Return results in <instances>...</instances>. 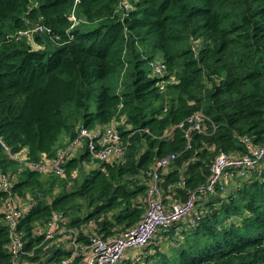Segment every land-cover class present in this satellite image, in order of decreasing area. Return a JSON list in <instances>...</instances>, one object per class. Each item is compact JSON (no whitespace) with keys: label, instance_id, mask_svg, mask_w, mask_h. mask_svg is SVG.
<instances>
[{"label":"trees","instance_id":"1","mask_svg":"<svg viewBox=\"0 0 264 264\" xmlns=\"http://www.w3.org/2000/svg\"><path fill=\"white\" fill-rule=\"evenodd\" d=\"M34 21L50 29L54 48L22 35ZM159 59L176 79L163 89V77L151 73ZM113 74L116 89L105 82ZM198 111L206 116L203 130L189 138L178 123ZM112 119L129 141L121 159L85 170L93 159L84 139L64 176L25 169L12 183L26 248L38 245L33 262L61 264L70 252L50 247L46 256L49 241L39 245L43 236L34 233L55 212L79 231L84 251L69 263L78 264L93 235L119 236L142 220L147 171L159 158L179 154L161 173L169 204L199 192L220 151L242 152L245 136L264 142V0H0V134L10 149L27 148L33 160L54 156L64 135L73 141L82 128ZM257 165L224 191L202 192L187 217L160 227L168 251L151 240L144 248L153 245V253H138L143 263L130 256L118 264H264V173ZM0 170L19 171L1 144ZM7 196L1 190L0 203ZM9 241L0 213V264L12 258Z\"/></svg>","mask_w":264,"mask_h":264},{"label":"built area","instance_id":"2","mask_svg":"<svg viewBox=\"0 0 264 264\" xmlns=\"http://www.w3.org/2000/svg\"><path fill=\"white\" fill-rule=\"evenodd\" d=\"M72 19H76L72 14ZM35 27H28L22 31L24 36H34L37 33L50 32V29L43 23ZM167 64L163 59L151 63V73L163 77L159 82L161 89L167 83L174 82V76H167ZM206 117L202 112L191 115L187 120L178 123L179 127L184 128L186 136L190 138L193 130H203L202 120ZM148 130V129H146ZM157 134L155 136H165L169 133ZM86 140L91 157L94 161H110L121 159L125 154L129 141L124 139L119 129L117 121H111L97 125L90 129L82 128L80 133L73 141L67 142L64 149L59 151L54 157L43 155L41 159L33 160L28 156V152L22 149L13 152L3 140L0 134V144L7 154L19 162V171L15 173L4 172L0 170V191L5 190L8 196L0 203V213L5 224L10 231L9 249L12 258L7 263L1 264H41V260L32 261L35 254V245L32 249L26 248V241L23 232L20 230V221L24 214V209L18 204V199L11 192L12 183L18 179L19 172L25 169H36L46 174H57L64 176L66 174V161L72 156L77 145H82ZM243 151L233 154L220 151L210 167V176L206 183L200 185L199 192L193 191L186 200H179L171 204L165 203L162 192V171L170 167L178 153L159 158L148 169L147 174L150 177V186L146 195V211L142 220L135 226L127 229L119 236L103 238L99 235H93L90 251L85 257L91 255L89 264H118L124 257H127L128 251L133 248L142 249L156 235L158 229L176 219L187 217L192 209L197 205V201L202 199L201 194H208L216 191V188L224 191L228 185L236 178H246L249 171L253 169L260 161L264 159V142L255 143L251 137L242 138ZM188 146H191L190 142ZM177 184L184 185V177L177 180ZM66 220L63 212H55L54 215L45 223H38L34 227V233L43 236L40 244L48 241H64L69 249V254L62 258L61 264H69L82 255L84 248L77 239L78 230L76 228L66 227ZM196 218L193 216L188 223L196 224ZM45 258V257H44Z\"/></svg>","mask_w":264,"mask_h":264},{"label":"rangeland","instance_id":"3","mask_svg":"<svg viewBox=\"0 0 264 264\" xmlns=\"http://www.w3.org/2000/svg\"><path fill=\"white\" fill-rule=\"evenodd\" d=\"M73 13L74 14H76V9H73ZM39 23H38V21H34V22H32L29 26L30 27H36L37 25H38ZM38 37H40V39H41V42H35V45L36 46H38V47H44V48H46V49H52V48H54L56 45H57V43H56V41H55V39H53L52 37H51V35L49 34V33H47V32H42V33H37L36 34ZM36 35H34V36H36ZM34 36H32V37H34ZM117 78H118V76L117 75H115V74H113V75H111L108 79H106L105 80V82H108L114 89H116L117 88V86H118V80H117ZM69 139V138H68ZM67 141H69V140H67ZM67 141H65V142H63V144H61L59 147H58V149H57V153L59 152V151H61L62 149H64L65 147H66V145H67ZM83 143H84V140H83ZM82 146H83V144L82 145H77V147L76 148H82ZM76 151V150H75ZM75 151H74V153H72V156L75 154ZM79 152V150H77L76 151V154ZM83 168L85 169V170H89L90 168H91V166L90 165H86L85 163H84V166H83ZM83 168H81V170L83 169ZM83 172V170L82 171H80L79 170V174H78V176H80V174ZM171 203V202H170ZM163 238V239H162ZM151 244L153 243V244H156V243H158V244H160L161 245V248L162 249H165V250H167L168 251V245L170 244L168 241H166L165 239H164V237L163 236H161V234H156V236L152 239V241L150 242ZM160 245H158V246H160ZM152 247H151V249L148 251L146 248H142V249H140V248H133V249H131V250H129L128 251V253H129V255H132L131 257H133L134 259H137V260H139V261H141L142 263L144 262V260L143 259H141V257H140V255L138 254V253H136L135 251H140L141 252V250H144V251H148V252H150V253H153V251H154V247H153V245H151ZM156 250V249H155ZM157 251V250H156ZM135 252V253H134ZM134 254V255H133ZM145 255V254H144ZM130 257V256H129ZM56 262L54 261V262H52V264H55ZM122 263V262H121ZM120 263V264H121ZM33 264V263H32ZM34 264H37V263H34Z\"/></svg>","mask_w":264,"mask_h":264},{"label":"crops","instance_id":"4","mask_svg":"<svg viewBox=\"0 0 264 264\" xmlns=\"http://www.w3.org/2000/svg\"><path fill=\"white\" fill-rule=\"evenodd\" d=\"M44 48V47H43ZM68 140V136L67 135H64L63 137H62V139H61V142H65V141H67ZM66 143V142H65ZM82 148H76L75 150L77 151V150H81ZM25 151H27L28 152V149L27 148H24V152ZM76 151H75V154L74 155H76ZM55 156V155H54ZM54 156H52V157H54ZM86 165H90L91 166V168L94 166V165H96L97 164V161H94V160H92V161H89V162H87V163H85ZM256 170L257 171H259V173H264V159L261 161V163H259L258 165H257V167H256ZM20 199H18V201H19ZM172 200H170L169 202H171ZM25 202V201H24ZM174 202V201H173ZM172 203V202H171ZM25 204V203H24ZM47 245H50L48 248H47V252H46V256L47 255H50L51 254V252L49 251V249H50V247H60V248H63V249H68V246H67V244L64 242V241H49L48 243H47ZM87 250H90V248L89 247H87ZM136 253H140V251H135ZM134 252V253H135ZM134 255V254H133ZM129 256H132V255H129V253L127 254V257H129Z\"/></svg>","mask_w":264,"mask_h":264},{"label":"water","instance_id":"5","mask_svg":"<svg viewBox=\"0 0 264 264\" xmlns=\"http://www.w3.org/2000/svg\"><path fill=\"white\" fill-rule=\"evenodd\" d=\"M90 258H91V255H89V256H87V257H85V258H82L79 262H78V264H89V260H90ZM42 264V263H41ZM43 264H45V263H43Z\"/></svg>","mask_w":264,"mask_h":264}]
</instances>
